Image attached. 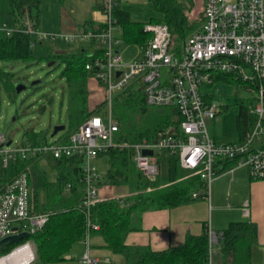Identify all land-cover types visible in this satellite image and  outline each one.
Returning <instances> with one entry per match:
<instances>
[{
	"label": "built area",
	"instance_id": "obj_1",
	"mask_svg": "<svg viewBox=\"0 0 264 264\" xmlns=\"http://www.w3.org/2000/svg\"><path fill=\"white\" fill-rule=\"evenodd\" d=\"M116 1L106 0L105 9L101 11L105 27L99 31L83 30L66 35L42 32L29 24L21 31L35 41L59 39L93 46L90 56L93 53L99 56L85 68L91 78L104 86L105 110L82 122L64 141L52 139L41 145L24 141L12 146L13 141L9 140L7 145L9 141L0 134L2 169L18 159L77 157L85 185L82 208L88 210L101 200L96 186L101 175L94 162L100 153L115 146L118 125L112 116L113 97L137 81L145 103L173 108L178 124V130L159 134L154 143L123 145L131 151L137 169L149 181L160 175L157 159L160 153L176 155L179 167L188 173L185 178L199 176L205 182V196L201 199H209L210 184L225 162L232 165L222 172L245 168L251 181L264 180V0H203L200 25L179 45L174 44L165 24L146 23L143 31L148 33L149 39L138 46L139 56L129 61L124 60L120 51L122 42L116 35L117 20L112 16ZM163 68L167 70L164 81ZM218 75L231 77L256 94L255 105L246 110L248 127L236 142L216 143L207 130L221 110L201 88L211 86ZM144 150H152V155H144ZM29 176L27 168L0 185V241L22 232L29 235L12 244L14 246L5 253L2 251L9 246L0 247V264H34L37 258L30 237L45 225L48 216L34 211ZM191 197L198 199V193L194 192ZM243 212L248 215L247 202ZM208 235L211 257V247L219 244V236L210 228ZM75 264H98V260L85 251Z\"/></svg>",
	"mask_w": 264,
	"mask_h": 264
},
{
	"label": "trees",
	"instance_id": "obj_2",
	"mask_svg": "<svg viewBox=\"0 0 264 264\" xmlns=\"http://www.w3.org/2000/svg\"><path fill=\"white\" fill-rule=\"evenodd\" d=\"M44 1L63 3L65 0H0V61H47L63 62L62 75L67 91V125L60 138L64 140L91 116L104 112L102 101L94 109L88 107L87 80L89 71L85 68L94 57L90 56L85 44L64 40L35 41L21 31L29 24L38 29L40 6ZM161 16L152 18L149 23L165 24L175 45H179L201 23L189 20L193 7L192 0H151ZM103 0L101 11L105 9ZM112 16L117 20L119 38L123 45H144L149 39L143 31L146 23L133 21L129 13L121 7V0L116 1ZM85 30L99 31L105 27L85 24ZM231 77L217 76V80L230 81ZM238 86L244 84L233 81ZM0 86L12 97L15 94L13 76L0 69ZM112 116L118 125L114 135V147L100 153L105 160L106 169L99 177L96 186L103 182L112 186L128 189L125 196L100 200L88 210L82 208L85 194L83 172L80 159L67 157L53 160L54 179L47 181L44 171L38 167L41 158L18 159L8 168L2 169L0 185L10 181L17 173L29 168V188L32 205L36 213L47 214L45 225L31 235L30 240L36 249L38 264H53L65 259L70 248L86 235H99L106 248L120 254L125 264H209L208 225H204L199 235H186L182 244L170 246L162 251H152L146 246L125 244L129 232L138 231L141 215L146 211L170 209L193 202L191 195L198 193V199L205 196V182L199 176L182 180H162L159 176L149 181L136 167L131 151L125 144L146 141L154 143L159 134H169L170 129L178 130L174 119L175 111L171 107L149 106L145 103L141 84L131 82L127 87L115 93L112 100ZM246 117V118H245ZM248 127V117L244 103H239L236 118V131L240 140ZM32 145L45 144L48 141L45 132L25 131L21 142ZM169 154L168 162L171 163ZM174 175L178 179L180 167L178 158L173 155ZM232 162H225L222 172L231 167ZM102 179L104 180L102 182ZM93 226L97 228L94 229ZM223 251L231 256V264H248L250 248L256 240V227L250 221L230 222L224 229L215 232ZM9 246L2 253L9 251Z\"/></svg>",
	"mask_w": 264,
	"mask_h": 264
},
{
	"label": "crops",
	"instance_id": "obj_3",
	"mask_svg": "<svg viewBox=\"0 0 264 264\" xmlns=\"http://www.w3.org/2000/svg\"><path fill=\"white\" fill-rule=\"evenodd\" d=\"M102 4L103 0H65L63 3H58L56 14L50 21L43 20V17L37 30L69 35L87 29L86 23H91L94 27L101 26L105 21L100 9ZM116 35L117 37L120 35L119 28L116 30ZM96 83L91 77L87 80L89 109H94L99 102L101 103L96 98L97 92L94 91V86L99 87ZM213 122L214 120L208 126ZM211 138L218 143L215 137ZM56 139L63 140L60 137ZM168 156L166 153L157 156L160 167L159 177L162 180L170 178L172 182L185 178L188 173L181 168L178 179L173 178L175 172L168 162ZM101 160L98 157L94 162L100 175L106 169V165L101 168ZM219 173L210 184L209 199H197L174 208L142 213L140 229L129 232L125 237V244L146 246L152 251H162L170 246L182 244L188 234L199 235L204 225L218 232L230 222L250 221L256 227V240L250 248L248 264H264V180L251 181L245 168ZM127 191L128 189L122 186H98L101 200L125 196ZM245 202L248 203V215L243 212ZM85 251L96 258L98 264H125L123 256L106 248L103 239L95 234L75 243L65 254L63 261L53 264H75ZM210 260L211 264H231L230 254L224 252L220 244L211 247Z\"/></svg>",
	"mask_w": 264,
	"mask_h": 264
},
{
	"label": "rangeland",
	"instance_id": "obj_4",
	"mask_svg": "<svg viewBox=\"0 0 264 264\" xmlns=\"http://www.w3.org/2000/svg\"><path fill=\"white\" fill-rule=\"evenodd\" d=\"M192 1L194 5L190 10L189 20L200 23L203 0ZM58 7L56 1L42 2L39 22L41 23L43 17V20L50 21ZM122 7L136 22L149 23L152 18L161 16L151 0H122ZM73 43L75 48L79 46V42ZM87 49L94 50L93 46H88ZM120 51L124 60L129 61L139 56L140 48L134 45H125L120 47ZM48 63L50 62L44 60L0 61V69L12 74L14 89L17 85L26 87L19 93L15 91V94L9 97L0 86V134H3L8 141L12 140V146L22 140L26 130L45 132L48 140H52L60 137L63 132H58L51 138L52 128L55 125H67L68 101L65 80L62 75L65 65L60 61L54 62L51 66H48ZM166 71L165 68L162 69V81H164ZM34 81L37 83L31 86ZM98 86H94V91L97 92L98 101L102 102L105 90L103 85L98 84ZM201 91L203 94L210 95L213 103L218 105L221 110L214 122L207 127L209 135L215 137L218 143L232 142L238 139L236 118L239 103H244L246 111L255 105L256 94L253 91H247L243 86L236 85L231 78L230 81L217 80L211 86H203ZM48 158L50 157L40 159L38 167L45 172L46 179L50 182L55 176L54 161ZM100 165L101 168L105 166V160L102 159ZM171 168L174 170L173 155L171 156ZM2 171L0 163V176ZM103 185L108 184L103 182Z\"/></svg>",
	"mask_w": 264,
	"mask_h": 264
},
{
	"label": "water",
	"instance_id": "obj_5",
	"mask_svg": "<svg viewBox=\"0 0 264 264\" xmlns=\"http://www.w3.org/2000/svg\"><path fill=\"white\" fill-rule=\"evenodd\" d=\"M53 64H54V62H50V63H48V66H51ZM36 83H37V81L32 82L31 83V86L34 85V84H36ZM24 89H26L25 86H23V85H17L16 88H15V91L17 93H19L21 90H24ZM65 128H66L65 125H55L52 128V130H51L50 137L51 138L54 137L58 132H62ZM10 142L11 141H9L7 143V145H9ZM143 154L144 155H152V150H144L143 151ZM14 231H16V228H14ZM28 236L29 235L26 232H22V233H18V234H14V235L8 236V237H6V238H4V239H2L0 241V247L1 248H6V247H8V246H10L12 244H16V243H18V242L26 239Z\"/></svg>",
	"mask_w": 264,
	"mask_h": 264
},
{
	"label": "bare ground",
	"instance_id": "obj_6",
	"mask_svg": "<svg viewBox=\"0 0 264 264\" xmlns=\"http://www.w3.org/2000/svg\"><path fill=\"white\" fill-rule=\"evenodd\" d=\"M246 118V117H245Z\"/></svg>",
	"mask_w": 264,
	"mask_h": 264
}]
</instances>
